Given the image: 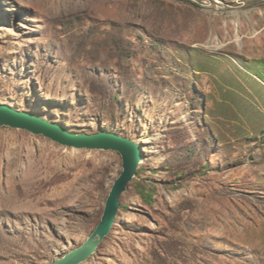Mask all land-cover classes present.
<instances>
[{
	"label": "rangeland",
	"instance_id": "374dc122",
	"mask_svg": "<svg viewBox=\"0 0 264 264\" xmlns=\"http://www.w3.org/2000/svg\"><path fill=\"white\" fill-rule=\"evenodd\" d=\"M0 103L140 144L81 264H264V0H0ZM121 171L0 127V264L80 246Z\"/></svg>",
	"mask_w": 264,
	"mask_h": 264
},
{
	"label": "water",
	"instance_id": "95a60500",
	"mask_svg": "<svg viewBox=\"0 0 264 264\" xmlns=\"http://www.w3.org/2000/svg\"><path fill=\"white\" fill-rule=\"evenodd\" d=\"M0 127H9L42 135L53 142L68 148L113 151L121 156L122 171L113 181L105 200L100 221L75 249L65 253L51 264H81L96 251L112 228L119 209L120 197L133 180L143 158V151L136 141L115 132L99 130L88 134L69 131L66 127L50 122L27 111L18 110L0 103Z\"/></svg>",
	"mask_w": 264,
	"mask_h": 264
},
{
	"label": "trees",
	"instance_id": "16d2710c",
	"mask_svg": "<svg viewBox=\"0 0 264 264\" xmlns=\"http://www.w3.org/2000/svg\"><path fill=\"white\" fill-rule=\"evenodd\" d=\"M74 132H76V133H81L79 130H73Z\"/></svg>",
	"mask_w": 264,
	"mask_h": 264
}]
</instances>
